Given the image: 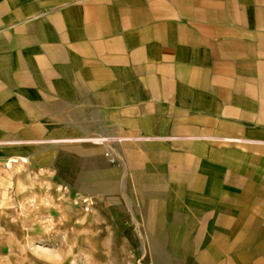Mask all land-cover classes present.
Instances as JSON below:
<instances>
[{
	"label": "crops",
	"instance_id": "crops-1",
	"mask_svg": "<svg viewBox=\"0 0 264 264\" xmlns=\"http://www.w3.org/2000/svg\"><path fill=\"white\" fill-rule=\"evenodd\" d=\"M0 152L145 264H264V0H0Z\"/></svg>",
	"mask_w": 264,
	"mask_h": 264
},
{
	"label": "rangeland",
	"instance_id": "rangeland-1",
	"mask_svg": "<svg viewBox=\"0 0 264 264\" xmlns=\"http://www.w3.org/2000/svg\"><path fill=\"white\" fill-rule=\"evenodd\" d=\"M50 180L0 152V264H145L146 250L131 247L134 235L119 231L111 209Z\"/></svg>",
	"mask_w": 264,
	"mask_h": 264
}]
</instances>
